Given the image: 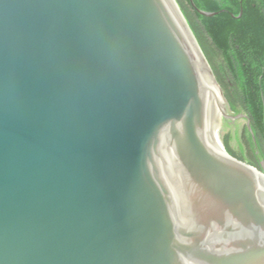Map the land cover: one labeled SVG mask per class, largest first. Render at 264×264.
Here are the masks:
<instances>
[{
  "label": "water",
  "instance_id": "95a60500",
  "mask_svg": "<svg viewBox=\"0 0 264 264\" xmlns=\"http://www.w3.org/2000/svg\"><path fill=\"white\" fill-rule=\"evenodd\" d=\"M241 117L177 0H0V264H264Z\"/></svg>",
  "mask_w": 264,
  "mask_h": 264
},
{
  "label": "trees",
  "instance_id": "16d2710c",
  "mask_svg": "<svg viewBox=\"0 0 264 264\" xmlns=\"http://www.w3.org/2000/svg\"><path fill=\"white\" fill-rule=\"evenodd\" d=\"M177 0L193 30L231 110L245 113L239 149L224 138L234 157L264 168V0Z\"/></svg>",
  "mask_w": 264,
  "mask_h": 264
},
{
  "label": "rangeland",
  "instance_id": "374dc122",
  "mask_svg": "<svg viewBox=\"0 0 264 264\" xmlns=\"http://www.w3.org/2000/svg\"><path fill=\"white\" fill-rule=\"evenodd\" d=\"M240 119H241V125H240L239 134H240V137H241L242 136L243 128L247 124V118L246 117H241Z\"/></svg>",
  "mask_w": 264,
  "mask_h": 264
},
{
  "label": "bare ground",
  "instance_id": "6f19581e",
  "mask_svg": "<svg viewBox=\"0 0 264 264\" xmlns=\"http://www.w3.org/2000/svg\"><path fill=\"white\" fill-rule=\"evenodd\" d=\"M259 172V174L264 178V173L260 172L259 170H257Z\"/></svg>",
  "mask_w": 264,
  "mask_h": 264
}]
</instances>
